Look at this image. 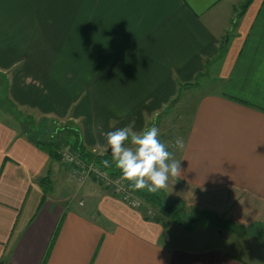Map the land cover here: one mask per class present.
I'll use <instances>...</instances> for the list:
<instances>
[{
	"label": "crops",
	"instance_id": "1",
	"mask_svg": "<svg viewBox=\"0 0 264 264\" xmlns=\"http://www.w3.org/2000/svg\"><path fill=\"white\" fill-rule=\"evenodd\" d=\"M246 1L0 0V264H264V0ZM183 106L182 127L171 113ZM25 118L71 123L98 154L182 132L146 174L163 170L165 193L226 213L237 235L219 244L202 226L198 241L94 181L76 184ZM80 192L90 204L71 208ZM242 237L258 240L254 256L231 241Z\"/></svg>",
	"mask_w": 264,
	"mask_h": 264
},
{
	"label": "rangeland",
	"instance_id": "2",
	"mask_svg": "<svg viewBox=\"0 0 264 264\" xmlns=\"http://www.w3.org/2000/svg\"><path fill=\"white\" fill-rule=\"evenodd\" d=\"M0 82H2L1 78H0ZM1 104H2V106L7 108L6 105H8V104H7V101L5 99L4 92L2 90H0V105ZM175 109L173 108V111L171 113L172 116H175L172 119L176 122V124H180L183 127L184 124H185V121H186L185 120V116L188 114L187 112H188L189 108L186 107V106H183L182 108L179 107L176 110ZM0 114H1V111H0ZM24 120H25L24 121V127L27 130V135L29 134V136L34 137L36 140H47V141L53 140V138L51 136V133H52L51 127L52 126L50 124H48L47 122H41V123H37V124L36 123H32L31 120L26 119V118ZM181 133L182 132L178 131L176 133L170 132V133H167V134H151V133L150 134H145L142 137L144 139V141H142V138H141V140H139L140 142L142 141V143H138L137 142L138 140L133 142L134 143V146H133L134 149L133 150H132L133 147H131V148H129L131 150V151H129V153L123 154L122 152L124 151V148H121L119 150L120 153L118 154V152H117L115 157L118 160L124 159V158H127L129 160H135L136 164L139 166V169L141 171V184L144 185V187H146V188H151L152 184L154 182V179L155 178L156 179L160 178L161 176L160 177H158V176L160 175V173L163 174L164 171L163 170L159 171L158 176H157V175H154V174H151V173H147L146 174L147 171L145 170V168L147 166H149V165L150 166L152 165V167L154 169L157 168V165H159L161 167L162 165L160 164V161L165 159V158H162V157H166V156L169 155V153L171 152V149L178 143V140H179L178 135L182 136ZM157 147H159V149L163 148V150H161V152H159V150H157ZM63 148H65V146H62L61 149H63ZM60 162H62L63 165L66 166L68 170L69 169H74V174L75 175L71 173L74 176V178H72V180H74V182L76 184H79L80 183L79 182L80 181L79 177L81 175L80 171L76 170L75 168H73L68 163H65L64 161H60ZM149 174H151V175H149ZM84 180H86V183H89L90 181H94L95 183H97L95 181L96 179L93 180L92 175H89V177L85 178ZM102 187L104 188V186H102ZM160 188H161L160 192L163 194V197L165 198L166 202H168L169 204H172L173 201L177 199V197H175L176 196L175 192L170 190L167 186L165 188L167 193H165L162 184H161ZM156 192H158V191L156 190ZM73 194H75V195H73ZM163 197H162V199H163ZM138 199H140V198H138ZM66 200H67L68 205L71 208H74V209H81L82 208V207H80L78 205L79 202L82 203L81 205H84L83 207H85L86 205L90 204V200H89V198H87V193H85V192H80V193H77V194L76 193H71L70 196H66ZM145 207L147 209L151 210L150 207L147 206L141 200L140 208L139 209H135V210H137L140 214L144 215V208ZM186 210H187V212H189L190 210H195V209H192L191 207L186 205ZM153 211L155 212V210H153ZM200 211H203V210H199V211H196V212H200ZM215 214L217 215V217H215V218L213 217V219L210 216L211 219H212L211 220V222H212L211 226H209L208 224H203V223L200 222L204 218L203 214H196L195 213V214L192 215V217H190V218L197 219L196 222L193 223L194 229L197 230L196 231V235L193 238H196V240H198V241L200 240L199 238H200L202 233L199 232V231L201 230L202 226H209L210 230L212 229V227H215V241L217 243H219V244L227 243V241L223 240V237H226V236H229V235H232V234L237 235L234 232H230V229L232 227L228 224L229 220L226 217V213H222V214L215 213ZM150 215H151L150 216L151 219L153 220V218L155 217V214L152 213ZM156 216H157L158 219L160 218L158 215H156ZM188 217L189 216L186 215L184 217V220H187ZM165 219H167V218H165ZM167 220L170 221L169 219H167ZM218 223H219L220 226H218ZM231 241H233L235 243L237 241L240 242V243H243L242 246L250 249L251 250V254L253 255L255 251H252V249L256 250L255 246L257 245V241L258 240L256 241L252 237H248V238L247 237L246 238L242 237V238H238V239H233ZM228 248H230V247H228ZM248 257L251 258V255H247L244 258L246 259Z\"/></svg>",
	"mask_w": 264,
	"mask_h": 264
},
{
	"label": "trees",
	"instance_id": "3",
	"mask_svg": "<svg viewBox=\"0 0 264 264\" xmlns=\"http://www.w3.org/2000/svg\"><path fill=\"white\" fill-rule=\"evenodd\" d=\"M249 2L250 1L248 0L245 4ZM53 125H51V136L53 140H36L35 146L38 149L46 152L50 159L54 161H61V156L58 151L62 148V146H68L70 151L77 155V157L85 164H92L113 178H122L125 181L129 192L140 198L147 206L150 207L151 212L155 214L153 220L159 221L156 216L158 215L160 218L169 219L172 223L181 227L185 232L192 233L194 231L193 223L197 220L195 218H190L193 214H203L204 218L200 222L208 225H212L211 220L213 217H217L214 212L209 211L196 212V210H190L187 212L185 203L178 199L174 200L172 204H169L160 192V183L153 182L151 188H146L141 184V171L133 161L129 159L118 160L115 156H109L105 152L98 154L87 150L83 145L78 130L71 123L61 126L58 124ZM94 179L95 178L93 177V180ZM96 182L102 185L100 182ZM39 184L44 195L48 194L52 189V182L49 174L41 178L39 180ZM156 190L158 192H156ZM148 210L149 209L146 207L144 208L143 217L151 219V217L146 214ZM153 210H155V212ZM186 215L189 217L187 220H184ZM218 226H220L219 223Z\"/></svg>",
	"mask_w": 264,
	"mask_h": 264
},
{
	"label": "built area",
	"instance_id": "4",
	"mask_svg": "<svg viewBox=\"0 0 264 264\" xmlns=\"http://www.w3.org/2000/svg\"><path fill=\"white\" fill-rule=\"evenodd\" d=\"M61 156V161L72 165L76 170L80 171L81 175L79 177L80 181H84L85 178H88L89 175H92L96 179V181L100 182L104 186L105 189L109 190V192L125 203L132 209H139L141 206V200L138 199L134 194L129 192L127 189L125 181L120 177H111L106 172L99 170L92 164L87 165L82 162L77 155H75L72 151H70L68 146L60 149L58 151ZM82 204L81 202L79 203ZM147 216H151V210L147 211Z\"/></svg>",
	"mask_w": 264,
	"mask_h": 264
},
{
	"label": "water",
	"instance_id": "5",
	"mask_svg": "<svg viewBox=\"0 0 264 264\" xmlns=\"http://www.w3.org/2000/svg\"><path fill=\"white\" fill-rule=\"evenodd\" d=\"M120 145L121 143L119 142V140H115L112 144L108 146L105 153L109 156H115Z\"/></svg>",
	"mask_w": 264,
	"mask_h": 264
}]
</instances>
